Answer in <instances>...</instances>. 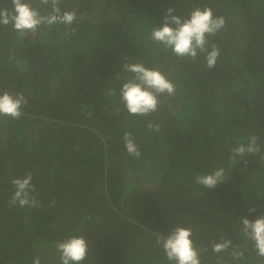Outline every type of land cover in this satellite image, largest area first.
I'll use <instances>...</instances> for the list:
<instances>
[{"label": "trees", "instance_id": "trees-1", "mask_svg": "<svg viewBox=\"0 0 264 264\" xmlns=\"http://www.w3.org/2000/svg\"><path fill=\"white\" fill-rule=\"evenodd\" d=\"M43 13L39 0H28ZM72 25L40 26L23 39L0 26V94L23 93L14 120L0 117V264H61L56 243L83 236L82 264H170L157 236L191 228L201 264H264L240 233L264 215V0H62ZM0 7H11L0 0ZM210 7L226 27L208 37L220 55L179 59L150 38L168 8ZM67 33H70L67 34ZM124 63L158 68L176 85L150 116H131L119 90ZM109 89L116 94L108 96ZM155 121L161 131H149ZM131 132L141 156L123 141ZM259 137L261 152L229 160ZM247 160V166L244 164ZM217 167L226 180L195 183ZM33 175L37 207L10 206L11 180ZM203 193V195H201ZM51 201H55L52 206ZM255 212H250V208ZM221 236L244 251L214 253ZM231 251V250H229Z\"/></svg>", "mask_w": 264, "mask_h": 264}, {"label": "clouds", "instance_id": "clouds-1", "mask_svg": "<svg viewBox=\"0 0 264 264\" xmlns=\"http://www.w3.org/2000/svg\"><path fill=\"white\" fill-rule=\"evenodd\" d=\"M11 7H0V26L11 25L20 38L29 33H36L40 26L51 27L56 24L72 25L77 18V13L63 10L62 0H39L45 10L32 7L28 0H10ZM174 8H168L161 26L153 27L150 38L156 44L162 45L165 51L170 50L172 55L179 59L195 61L198 55H203L206 65L214 69L220 55L218 45L212 44L209 50L208 37L216 35L226 27L223 16H214L210 7L193 8L186 16L174 15ZM70 35V33H67ZM123 70L132 76L123 83L119 90L120 101L127 113L131 116H150L156 112L161 100L160 97L173 96L176 85L169 80L158 68H149L142 63H124ZM115 89H109L106 95L113 96ZM28 100L23 93L12 94L8 91L0 94V117H10L14 120L20 119L24 113L23 107ZM149 131L160 132L161 125L155 121L147 123ZM259 137L250 136L247 144L241 143L231 148L230 162L236 163L237 158L243 159L246 155H255L261 152L258 144ZM124 147L127 153L133 157H140L141 152L134 142L131 132L123 135ZM247 166V160H244ZM33 175L28 172L23 177L11 180L14 193L9 201L10 206L21 208H33L38 206L35 187L32 184ZM226 180L225 169L217 167L213 171L197 175L195 183L204 189H213L218 183ZM203 195V193H201ZM52 206L55 201H51ZM250 212L256 209L250 208ZM243 227L241 235L254 246L256 255L264 260V215L249 220L241 217ZM193 230L177 226L167 236H157L156 243L163 248L167 261L170 264H201V256L208 251V247L198 248L193 239ZM61 264H82L88 256L89 245L83 236H71L55 245ZM231 250V251H229ZM214 253H229L231 260L241 261L244 259V251L234 246L231 240L221 236L219 242H212ZM32 264H41L40 258H33Z\"/></svg>", "mask_w": 264, "mask_h": 264}]
</instances>
